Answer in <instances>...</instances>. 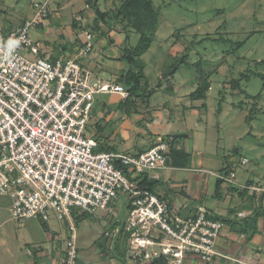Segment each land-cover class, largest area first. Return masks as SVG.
Wrapping results in <instances>:
<instances>
[{
    "label": "rangeland",
    "instance_id": "obj_1",
    "mask_svg": "<svg viewBox=\"0 0 264 264\" xmlns=\"http://www.w3.org/2000/svg\"><path fill=\"white\" fill-rule=\"evenodd\" d=\"M97 1L100 10L109 13L106 25L115 31L112 37L117 41L116 49L107 47L109 34L102 24L94 22L91 16L95 11L86 0H72L70 4L68 0H0V26L10 32L35 17V4H47L49 19L43 26L30 29L40 53L35 56L26 50L25 56L31 61L48 56L68 58L72 56V43L78 40L82 45L85 31L92 32L95 50L78 63L84 72L93 75L94 82L98 78L109 81L134 70L121 56L123 48L135 47L142 32L151 36L157 27L150 49L140 59L145 101L132 103V99L112 94L95 95L87 127L90 137L98 139L99 125L103 138L113 143L116 138L122 140L116 133L121 124L147 130L155 117L162 121L165 117L175 129L186 132L187 142L182 139L179 144L188 143L189 148L193 145L194 156L200 151L211 158L212 169L224 168L233 159L236 179H253L261 188L258 201L264 205V0H150L152 6L148 12L141 10L140 17L132 13L126 16L123 6L127 0ZM115 11H121L122 17H116ZM175 68L174 74L164 77ZM201 76L209 89L203 99L195 100L190 95L198 89ZM149 139L142 136L136 140L144 145ZM116 149L122 151L120 145ZM244 158L249 160L246 165L241 164ZM131 203L128 195L120 193L110 205L111 212L108 209L89 215L76 209L78 253L97 246V256H109L121 264H139L140 259L130 257L131 234L124 228L117 232ZM105 239L107 250L102 254ZM112 241L116 243V254ZM153 251L159 249H148L152 262Z\"/></svg>",
    "mask_w": 264,
    "mask_h": 264
},
{
    "label": "built area",
    "instance_id": "obj_2",
    "mask_svg": "<svg viewBox=\"0 0 264 264\" xmlns=\"http://www.w3.org/2000/svg\"><path fill=\"white\" fill-rule=\"evenodd\" d=\"M35 7L31 21L7 33L0 26V196L13 199L11 219L48 221L54 213L67 230L64 264H77L75 210L89 215L111 212V203L122 193L132 200L122 227L131 234V258L151 261L148 249L157 247L154 260L162 264H186L190 256L204 264L216 259L254 264L218 251L223 223L206 210L182 215L138 184L136 177L166 168L165 141L137 155L98 151L87 129L95 95L129 100L131 94L121 84L94 82L80 67L78 59L95 50L92 32L85 31L84 43L68 58L29 60L26 50L40 53L30 29L43 26L50 16L47 4ZM248 162L244 158L241 164ZM235 176L232 171L217 177L227 185L260 191L240 186Z\"/></svg>",
    "mask_w": 264,
    "mask_h": 264
},
{
    "label": "crops",
    "instance_id": "obj_3",
    "mask_svg": "<svg viewBox=\"0 0 264 264\" xmlns=\"http://www.w3.org/2000/svg\"><path fill=\"white\" fill-rule=\"evenodd\" d=\"M68 2L70 4L72 0H68ZM94 14L92 13L91 16L93 20L96 19ZM102 27L109 34L107 47L116 49L117 41L112 37L115 31L112 28L109 29L108 25H102ZM46 32L50 34V30L47 28ZM71 37L74 38V35ZM80 43L78 40L72 43L73 49L70 55H73L76 48L81 46ZM121 45L123 44L121 43ZM66 52V49L63 48L62 53L66 54ZM93 56L97 57L96 54ZM49 58L53 59L51 56ZM123 76L116 75L111 77L109 81L98 78L96 82L119 84L118 80ZM110 114H107V118ZM96 128L99 137L93 139L97 141L98 149L101 152L124 153L128 151L132 155H137L153 147L159 140L165 141L169 145L166 168L148 172L135 178L138 184H143L146 189H151V192L169 203L180 214L185 212L194 215L200 208L206 210L213 218L223 223L216 243L219 252L241 261L264 264V205L263 202L258 201L259 191L246 193L242 188L243 191H239L238 188L240 187L227 185L217 177L221 174L228 175L232 171L236 174L233 159L230 160V164L226 160L228 165L224 168L212 169L213 161L211 158L207 159L206 155L200 151H197L194 156L193 145L189 148L188 143H183V146L179 144L182 139L187 142L186 132L175 129L165 117L163 121L160 117H155L149 123L147 130L130 123L121 124L116 133L122 136L123 141L116 138L117 140L113 143L103 138V128L99 125H96ZM142 136H149L150 139L146 144L139 145V141L136 139ZM117 145L122 147V151L116 149ZM236 178L237 176H235V181L242 187L251 186L261 189L250 177L243 181ZM12 204L13 199L10 195L0 196V264H64L66 225L59 221L56 215H53V218L48 221L31 219L14 222L10 215ZM74 215L77 220L76 212ZM125 216L126 213H124L123 224ZM123 224L119 228L121 231ZM104 243L100 248L102 254L107 250L108 239H105ZM110 245H113L112 249L116 254V243L112 241ZM97 251V246H92L89 250L81 253L79 251L77 264H121L109 256H97ZM143 262L160 264L158 260L153 262L139 260V264ZM186 264H201V262L198 257L190 256L186 260ZM213 264H225V262L216 259Z\"/></svg>",
    "mask_w": 264,
    "mask_h": 264
},
{
    "label": "trees",
    "instance_id": "obj_4",
    "mask_svg": "<svg viewBox=\"0 0 264 264\" xmlns=\"http://www.w3.org/2000/svg\"><path fill=\"white\" fill-rule=\"evenodd\" d=\"M86 4L89 7L93 8L95 11V23H97L98 25H106L108 23L107 18H109V13L100 10L97 0H86ZM151 6L152 2L150 0H127L123 8H125V14H127L126 16H130L131 13L135 16H139L138 13H140L141 10L144 12H148L147 10L150 9ZM117 11H115L116 17H122V12ZM140 31H143V29L140 28ZM156 31L157 27L154 28L151 36H148L147 33L142 32L141 40L135 47H126L124 49V55L122 58L126 59L130 67L134 70H130L126 75L120 78V80H118V83L123 85L131 94V99L133 100L132 103H135L137 100H140L142 102L145 101L146 92H144L142 85L144 66L140 59L150 49L151 40ZM198 82V89L191 95V97L196 100L203 99L206 95L207 90L209 89V84L206 81V78L201 76L198 79ZM126 175L130 178V175L128 173H126ZM139 185L146 188L143 184L139 183ZM148 190L151 191V189ZM160 264H162L161 261Z\"/></svg>",
    "mask_w": 264,
    "mask_h": 264
},
{
    "label": "water",
    "instance_id": "obj_5",
    "mask_svg": "<svg viewBox=\"0 0 264 264\" xmlns=\"http://www.w3.org/2000/svg\"><path fill=\"white\" fill-rule=\"evenodd\" d=\"M175 71H176V68H175L174 70H172L170 73L166 74L164 77H165V78L169 77L170 75L174 74V73H175ZM104 242H105V241H104ZM104 242H103V244H102V245H104V244H105Z\"/></svg>",
    "mask_w": 264,
    "mask_h": 264
}]
</instances>
